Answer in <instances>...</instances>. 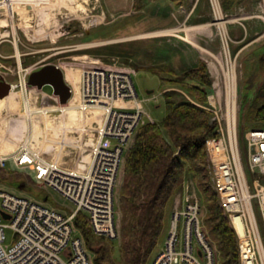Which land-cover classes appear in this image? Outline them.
<instances>
[{
  "label": "rangeland",
  "instance_id": "obj_1",
  "mask_svg": "<svg viewBox=\"0 0 264 264\" xmlns=\"http://www.w3.org/2000/svg\"><path fill=\"white\" fill-rule=\"evenodd\" d=\"M213 1L42 0L39 4H16L11 17L0 9V21L6 19V25L0 26L6 32L0 33V74L7 82L17 84L12 90L15 99L8 100L13 108L0 107V189L39 200L46 198L48 205L64 212L73 210L68 201L35 182L30 170L16 166L12 158L18 149L28 147L73 165L88 153L87 140L92 131L89 125H95L101 108L80 112L69 107L75 101L72 96L59 105L63 112L59 107L42 108L51 106L47 96L52 88L46 85L36 91L32 89L29 95L28 89L32 87L28 79L30 73L46 65H55L65 72L70 83L67 84L75 93L83 68L101 66L129 72L138 97L144 99V124L162 119L168 99L180 100L188 95L185 85L194 81L184 71L198 58L208 64L211 85L215 84L217 90L223 89L222 77L232 61L237 135L245 164L246 132L264 127V121L254 119L263 104L259 95L264 92V0H240L235 4L236 0H229V6L233 2L231 10L223 8L226 5H222V0H217L218 6ZM216 9L225 21V38L218 26ZM193 26H201L204 31L194 30ZM174 28V31H162ZM154 68H161L165 78L171 79L170 83L162 82ZM13 121L24 125L15 129ZM132 140L133 137L126 149ZM122 166L116 180L115 207ZM210 188L209 192L214 193L213 187ZM185 194L198 197L202 217L205 207L194 184H188L181 194L174 196L170 214L174 207L186 202ZM6 236L9 242L11 231L7 230ZM102 243L118 261L119 240L113 238ZM161 243L152 255L160 251ZM90 255L94 257L91 251ZM216 260L218 264V256Z\"/></svg>",
  "mask_w": 264,
  "mask_h": 264
},
{
  "label": "built area",
  "instance_id": "obj_2",
  "mask_svg": "<svg viewBox=\"0 0 264 264\" xmlns=\"http://www.w3.org/2000/svg\"><path fill=\"white\" fill-rule=\"evenodd\" d=\"M213 2L218 6L217 0ZM221 70L224 72L222 66ZM23 86L27 91L26 82ZM222 87L217 90L213 84L205 106L217 124V134L205 142L210 179L237 235L239 264H264V127L246 132L243 164L234 110L235 74L228 66ZM32 89L38 90L29 88V95ZM71 96L75 99L71 108L85 113L95 108L102 111L95 125H89L88 153L73 165L28 147L18 149L12 158L16 166L30 170L35 182L68 201L73 210L64 212L44 199L0 189V264H94L74 226L79 212L87 216L95 235L117 236L116 180L127 144L143 123L144 99L138 97L129 72L101 66L83 68L78 91L71 88ZM188 184L193 183L188 180L185 186ZM194 196L185 194L186 202L174 207L163 246L151 264H215L202 225L201 204ZM7 230L12 233L9 242Z\"/></svg>",
  "mask_w": 264,
  "mask_h": 264
},
{
  "label": "trees",
  "instance_id": "obj_3",
  "mask_svg": "<svg viewBox=\"0 0 264 264\" xmlns=\"http://www.w3.org/2000/svg\"><path fill=\"white\" fill-rule=\"evenodd\" d=\"M222 1L226 5L223 8L233 4ZM154 69L162 82L170 83L161 68ZM184 72L194 81L185 85L188 95L180 100L168 99L162 119L141 124L124 153L114 238L119 240L120 259L112 258V252L102 243L112 239L95 235L84 213L75 216L74 226L94 253V264H151L156 255L152 253L167 236L174 196L182 193L188 180L198 188L205 207L202 225L215 262L218 256V264H239L237 235L216 192H209L212 183L205 142L217 134L212 113L205 108L213 91L210 72L200 58ZM259 96L263 104L254 119L264 121V92Z\"/></svg>",
  "mask_w": 264,
  "mask_h": 264
},
{
  "label": "water",
  "instance_id": "obj_4",
  "mask_svg": "<svg viewBox=\"0 0 264 264\" xmlns=\"http://www.w3.org/2000/svg\"><path fill=\"white\" fill-rule=\"evenodd\" d=\"M3 32L4 29H0V33ZM28 83L39 89H41L44 85H49L53 90V94L58 97V100H51V104H64L70 97V88L65 82L63 72L55 65H46L30 73ZM10 92L11 84L4 79L3 75L0 74V100L7 97ZM3 215L7 218V215Z\"/></svg>",
  "mask_w": 264,
  "mask_h": 264
},
{
  "label": "bare ground",
  "instance_id": "obj_5",
  "mask_svg": "<svg viewBox=\"0 0 264 264\" xmlns=\"http://www.w3.org/2000/svg\"><path fill=\"white\" fill-rule=\"evenodd\" d=\"M41 2H42V0H0V9L1 10L3 9V11H6V13L11 17L13 15L15 9H16V4H27V3L39 4ZM216 14L218 15V18H219L218 26L220 27V31L222 32L223 38H225L226 37L225 28H224L225 21L223 19L221 20V17H220L221 16V12L220 11L217 10ZM5 21H6V19H3V21H0V26H5L6 25ZM198 27L195 26V27H191V28L195 29V28H198ZM174 30H175V28L174 29H165V30H162V31L163 32H170V31H174ZM4 34H6L5 31L2 33V35H4ZM229 64H230V68H231V71H232L234 69V63L232 61H229ZM10 98L11 99L12 98L15 99V94H13L12 91L7 97H5L4 99L0 100V107H3V105L8 104V102H9L8 100ZM51 109H54V108H51ZM59 109H62L60 112H63V110H64V108H59ZM72 117H73V114H72ZM13 122L14 123H12V124H13L15 129H17L19 127L22 128L23 125H24V123H21L20 121H13Z\"/></svg>",
  "mask_w": 264,
  "mask_h": 264
},
{
  "label": "crops",
  "instance_id": "obj_6",
  "mask_svg": "<svg viewBox=\"0 0 264 264\" xmlns=\"http://www.w3.org/2000/svg\"><path fill=\"white\" fill-rule=\"evenodd\" d=\"M236 1L239 2L240 0H236ZM222 2H223V1H222ZM222 2H221V3H222ZM235 3H236V2H234V4H235ZM222 5H223V3H222ZM232 6H233V4L231 5V7H232ZM231 7L226 8V10H227V9L231 10V9L233 8V7H232V8H231ZM201 26H203V25H201ZM201 26H199V27L196 26V27H198V28H195L194 30L204 31L203 28H200ZM243 26H244V25H243ZM193 27H195V26H193ZM243 28H244V30H245L243 33H244V35H246V33H247L246 31H247V29H246L245 26H244ZM192 29H193V28H192ZM251 42H253V41H251ZM200 59H201V58H200ZM207 67H208V64H207ZM220 69H221V67H220ZM208 70H209V68H208ZM209 71H210V70H209ZM68 83H69V82H68ZM69 84H70V83H69ZM70 86H71V85H70ZM2 108H13V107H12L11 104L8 102V104L3 105ZM163 116H164V115H163Z\"/></svg>",
  "mask_w": 264,
  "mask_h": 264
}]
</instances>
